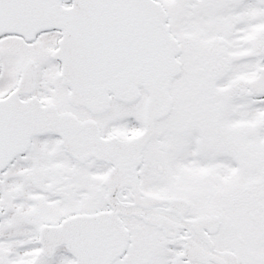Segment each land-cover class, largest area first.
<instances>
[{
    "label": "snow or ice",
    "instance_id": "snow-or-ice-1",
    "mask_svg": "<svg viewBox=\"0 0 264 264\" xmlns=\"http://www.w3.org/2000/svg\"><path fill=\"white\" fill-rule=\"evenodd\" d=\"M0 264H264V0H0Z\"/></svg>",
    "mask_w": 264,
    "mask_h": 264
}]
</instances>
